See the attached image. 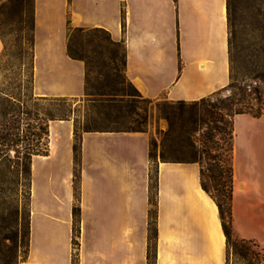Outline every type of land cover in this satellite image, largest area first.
I'll return each mask as SVG.
<instances>
[{"label": "crops", "instance_id": "obj_1", "mask_svg": "<svg viewBox=\"0 0 264 264\" xmlns=\"http://www.w3.org/2000/svg\"><path fill=\"white\" fill-rule=\"evenodd\" d=\"M31 12L36 97H84L85 64L67 52L68 19L122 41L125 75L151 100L198 99L230 80L227 0H31ZM48 131V152L31 159L28 264H73V252L76 264H227L199 163L158 156L155 256L148 260L152 127L83 131L78 163L73 119H49ZM233 133V228L264 255V112L235 114Z\"/></svg>", "mask_w": 264, "mask_h": 264}, {"label": "rangeland", "instance_id": "obj_2", "mask_svg": "<svg viewBox=\"0 0 264 264\" xmlns=\"http://www.w3.org/2000/svg\"><path fill=\"white\" fill-rule=\"evenodd\" d=\"M229 2L231 77L237 83H249L252 87H258L259 91H253L247 102L253 110L260 109L264 112V65L260 66V63L264 62V0ZM31 14V0H0V34L4 46L0 55V99L5 94H13L44 115L46 109L55 105L48 98H35L32 93L29 40ZM75 41L78 44V53L88 61L91 70L90 85L93 90L97 87L104 90L116 87L122 88L126 93L121 106L110 110L111 117L116 119L118 125L125 127H152L155 133L152 137L157 141L154 152H159L162 136L168 126V120L161 110L165 107L167 111L172 112L177 109V104H172L173 100L166 98H145L134 92L127 82L118 84L113 81L112 74L108 73L109 57L113 56L115 46L102 30L94 27L83 28L82 31L75 32ZM220 93L225 95L227 90ZM69 103L73 109L69 117L78 126L87 120L98 124L103 122L104 117L96 114L95 108L85 97L69 98ZM64 107H69L67 102ZM188 115L189 112L186 111L181 118ZM180 121L178 118L169 134L174 142L173 146L169 144L167 147L179 156H188L191 153L190 147L180 144L186 135L185 131L181 130ZM209 123L217 124L213 136L208 135L209 130L205 123H196V130L191 136L196 146L209 147L212 154H229L231 122L215 120ZM167 141L170 142V139ZM7 157L14 160V151L9 150L0 161V264H23L28 252L26 220L29 187L27 180L13 166L14 161H9ZM201 164L204 173L209 176L207 157L203 158ZM208 183L213 184L209 177ZM227 264H264V255L256 243L243 239L232 230L227 249Z\"/></svg>", "mask_w": 264, "mask_h": 264}, {"label": "trees", "instance_id": "obj_3", "mask_svg": "<svg viewBox=\"0 0 264 264\" xmlns=\"http://www.w3.org/2000/svg\"><path fill=\"white\" fill-rule=\"evenodd\" d=\"M230 2L227 0V19H228V33H229V20H230ZM32 14H31V36L30 48L32 58ZM84 27L72 26L68 19L67 22V52L71 57L80 58L85 64V78H84V97L89 101L92 107L95 108L97 115L104 117L102 123L85 121L81 126L74 123V136H73V150L76 163L79 162L80 156V140L81 133L86 130L92 129H134L142 130L141 127H125L117 124L116 119L111 117V111L114 107L121 106L124 95L122 88H109L104 90L97 87L93 90L90 85V67L88 61L84 56L77 51V42L75 41V32H80ZM102 30L107 34L108 40L115 46L113 56L109 57V68L112 74L111 79L120 84L127 82V84L136 92L138 90L127 79L125 68V48L122 41H114L107 30L99 27H94ZM1 36V34H0ZM2 38V37H1ZM3 41V39H2ZM4 47V46H3ZM228 48L230 53V37L228 36ZM119 49V50H118ZM120 51V52H119ZM2 52V51H1ZM119 52V54H118ZM1 55V53H0ZM231 55V54H230ZM231 61V57H230ZM264 62L260 63V66ZM107 74V75H108ZM31 79H32V60H31ZM264 75V74H263ZM227 90V94L222 95L220 92ZM258 92L257 86H250L249 83H237L230 73V80L222 88H219L212 93L194 100H173L172 104H177V109L167 111L162 108V114L168 120V126L164 132L161 140V149L159 152H154L157 145L155 137H151L149 141V158L152 161L149 173V201L150 209L148 211V247L147 257L151 261L155 256V241L157 235L156 228V192H157V162L156 157L164 161H197L200 165V178L202 187L210 193L215 203L217 204L219 216L221 220L222 229L226 237V259L228 243L231 237V232L234 230L232 222V190H233V164H232V151H233V117L237 113L247 112L252 115H259L262 112L260 109H252L248 104V96L252 92ZM259 94L257 98H259ZM32 98V97H31ZM37 99L48 98L55 106L46 109L44 115L40 114L36 108L30 107L26 102L22 101L19 97L13 94H5L0 99V161L2 156L9 152L14 151V160L7 157L9 161H14L13 166L17 169L19 174L27 180L28 187H30V172H31V159L34 154H46L48 152V120L54 118H69V113L73 110L70 107L69 97H36ZM146 98V97H145ZM69 107H64L65 103ZM188 111L189 115L186 118H181L184 112ZM180 119V127L185 131L186 135L181 139V146L190 147L191 153L188 156H179L173 151H169V144L174 142L169 137L171 130L174 128L177 119ZM229 119V120H228ZM230 121V145L229 154H212L209 147H197L192 136L196 130V123L199 121L208 126V135H214V129L217 124L209 123L210 121ZM115 122V124H114ZM170 139V142L167 139ZM173 146V145H172ZM175 150V149H172ZM204 153V154H203ZM204 157L208 159L206 166L210 170V175L204 173V168L201 164ZM217 161V162H216ZM216 162V163H215ZM208 177L213 184L208 183ZM78 179L79 168L76 167L74 172V189L76 199L78 197ZM78 203L73 205V226H72V243L75 246L77 243L76 235L79 232V212ZM26 233H27V250L29 245V209L27 212L26 220ZM249 242L256 243L251 239H246ZM257 245V243H256ZM72 263L76 264V254L72 253Z\"/></svg>", "mask_w": 264, "mask_h": 264}, {"label": "bare ground", "instance_id": "obj_4", "mask_svg": "<svg viewBox=\"0 0 264 264\" xmlns=\"http://www.w3.org/2000/svg\"><path fill=\"white\" fill-rule=\"evenodd\" d=\"M23 264H28L27 262H24Z\"/></svg>", "mask_w": 264, "mask_h": 264}]
</instances>
